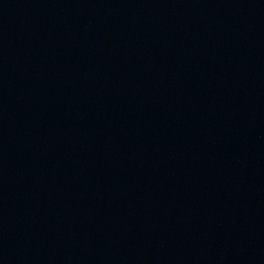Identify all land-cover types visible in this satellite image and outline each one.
Segmentation results:
<instances>
[{
    "label": "water",
    "instance_id": "1",
    "mask_svg": "<svg viewBox=\"0 0 264 264\" xmlns=\"http://www.w3.org/2000/svg\"><path fill=\"white\" fill-rule=\"evenodd\" d=\"M0 264H264V0H0Z\"/></svg>",
    "mask_w": 264,
    "mask_h": 264
}]
</instances>
